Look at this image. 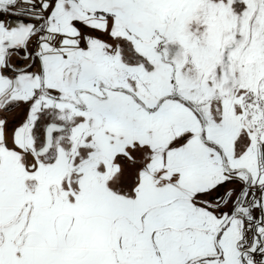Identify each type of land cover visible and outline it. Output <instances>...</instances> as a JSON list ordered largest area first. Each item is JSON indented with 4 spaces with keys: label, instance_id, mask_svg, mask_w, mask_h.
Here are the masks:
<instances>
[{
    "label": "snow or ice",
    "instance_id": "obj_1",
    "mask_svg": "<svg viewBox=\"0 0 264 264\" xmlns=\"http://www.w3.org/2000/svg\"><path fill=\"white\" fill-rule=\"evenodd\" d=\"M0 264H264V0H0Z\"/></svg>",
    "mask_w": 264,
    "mask_h": 264
},
{
    "label": "rangeland",
    "instance_id": "obj_2",
    "mask_svg": "<svg viewBox=\"0 0 264 264\" xmlns=\"http://www.w3.org/2000/svg\"><path fill=\"white\" fill-rule=\"evenodd\" d=\"M19 115H22V112ZM8 118L10 121H15L18 118V112L8 113Z\"/></svg>",
    "mask_w": 264,
    "mask_h": 264
}]
</instances>
